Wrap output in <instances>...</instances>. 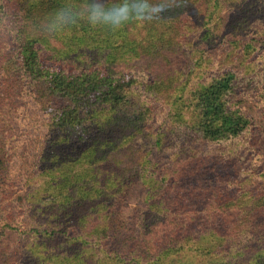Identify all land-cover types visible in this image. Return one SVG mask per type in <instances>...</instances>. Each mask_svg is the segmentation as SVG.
<instances>
[{
    "label": "trees",
    "instance_id": "obj_1",
    "mask_svg": "<svg viewBox=\"0 0 264 264\" xmlns=\"http://www.w3.org/2000/svg\"><path fill=\"white\" fill-rule=\"evenodd\" d=\"M204 1L152 0L160 5L152 23L132 22L117 31L82 23L48 36L41 34L45 22L65 0H0V12L6 7L18 33L13 38L0 32V63L13 77L5 84V93H0V105L9 111L14 105L21 109L17 101L26 98L29 107L46 119L36 141L26 140L33 152L39 151L32 169L16 175L9 161L0 157L1 194L13 184L24 187L21 202L36 221L23 231L26 238L21 245L0 253V264H114L115 258L130 256L134 250L149 257L143 259L145 264L191 262L193 244L188 238L177 241L176 237L186 233L196 236L200 230L192 228L188 204L200 198L194 184L190 194L183 191L178 196L180 204L165 210L163 217L155 216L150 204L141 209L136 216L141 218V233L134 245H130L131 224L117 220L118 195L128 185L129 170L134 171L135 162L141 159V148L151 141L142 132L149 128L150 108L145 99L135 104L132 99L142 92L146 98L171 102L177 90L181 93L175 99L179 101L178 115L182 118L184 111L190 115L185 124L193 146L185 152L186 162H177L175 178L187 189L186 174L197 172L203 177L208 166L221 164L234 169V173L203 181V191L217 204L218 219L208 216L209 220L195 228L206 227L207 233L209 226L213 227L210 235L214 241L216 233L219 240L217 246L211 241L209 253L216 251L215 246L233 252L227 260L212 264H264L262 242L247 239L235 250L230 242L264 225V194L251 197L250 206L235 205V200L228 208L221 204L228 180L240 176L239 152L246 151L248 158L264 147V121H255L238 104L240 94L259 80L254 77L253 60L245 54L251 45L233 59L230 47L211 82L193 91L189 99L183 95L186 84L179 83L186 70L189 74L194 71L192 53L183 38L194 27L201 28ZM220 4L215 0L213 7ZM242 12L248 10L235 13L233 27L239 30L233 29V34L244 28ZM202 38L213 40L212 30L206 28ZM231 44L237 45L238 40ZM150 170L148 167L147 172ZM252 178L264 179V173H254ZM247 195L243 196L246 202ZM8 228L13 227L6 224L1 234ZM125 241L128 246L125 243L123 251L119 250L118 245Z\"/></svg>",
    "mask_w": 264,
    "mask_h": 264
},
{
    "label": "rangeland",
    "instance_id": "obj_2",
    "mask_svg": "<svg viewBox=\"0 0 264 264\" xmlns=\"http://www.w3.org/2000/svg\"><path fill=\"white\" fill-rule=\"evenodd\" d=\"M221 4L218 8H214L215 0H206L202 2V9L200 13L201 28L184 33L183 44L189 45V51L192 53L191 65L194 68L193 73L185 71L181 76L180 84H186V90L183 92L184 99L190 97L191 93L198 88H202L203 85L209 84L220 67V60L225 57V54L230 47H232V59L243 55L245 46L251 45L247 48L245 54L250 60H253L255 66V76L257 77L258 84L249 90H245L240 94V103L243 110L255 121H264V0H220ZM246 5V6H245ZM242 8L247 9L248 12H242L241 22L244 28L240 31H236L233 34V20H235V13ZM215 12L211 15L209 11ZM210 15V16H209ZM211 17V18H209ZM2 21H0V27H2ZM212 30L214 35L213 42L209 40L205 41L202 38V33L205 29ZM239 30V29H236ZM0 35H3L0 33ZM1 37V36H0ZM237 39L238 44L232 45V40ZM235 47V48H233ZM231 56V55H230ZM228 57V60L230 59ZM193 58L204 59V61L198 62ZM191 79V80H189ZM13 77L0 63V93L4 94V86L6 83L11 82ZM17 81V77L14 79ZM14 85L15 82L13 81ZM184 90V89H183ZM19 97L16 90H13ZM181 95L180 91H176L174 101L166 102L162 99H156L152 97H145L144 93L137 92L136 97L132 99V102L137 103L138 99L144 100L146 106L150 108L149 128H143L142 132L147 133L148 140L146 147H142L140 150L141 159L135 162L134 171L129 170V179H127L128 185L124 188L123 192L118 195L120 209L117 220L123 223H130L133 228V232L130 235V245H134L136 236L141 233L140 230V216L138 219L136 216L141 214V209L149 207L155 211V216L163 217L165 210L169 207H173L174 204H180L178 196L184 191H188L189 194L193 188L197 187L198 198L196 201L189 200V210L192 211V221L194 225L192 228L195 230L200 229L196 236H191L190 233L186 235L176 237L177 241H185L188 238L190 243L193 244L192 253L193 259L188 264H212L214 261H225L233 252L228 251L227 247L217 248L218 236L216 233L213 236L210 235L212 226H209L206 233V227L195 228L199 223L204 224L206 220L218 219L215 214L217 210V204L211 202V195L208 196V191H203L204 180L210 178L218 179L223 174L234 173V169L227 167L225 164L210 166L206 170V175L203 177L197 176V172L186 174L183 177L185 183H187V189L184 183L181 182L178 175V169L175 167L179 159L182 161L185 158V152L193 146L192 134L186 128L185 121L189 118L187 111H184L182 118L179 117V101L175 102ZM17 101V99H16ZM23 108L14 107L9 111L4 105H0V157L7 159L10 164L11 170L14 174L22 170L32 169L34 162L37 160L39 151L33 152L32 147L26 140L33 138L36 141V137L44 131L46 119H43L38 115L32 107H29L26 98H22L17 101ZM185 116V117H184ZM22 128L26 130H22ZM186 128L187 131L184 129ZM6 139L2 141L1 139ZM5 146L3 150L2 147ZM187 147L184 151L183 147ZM241 160V173L236 179L228 180V183L221 196V204H224L226 208L230 205L231 200H235V205L250 206L251 197L264 194V179L255 180L252 178L254 173H264V147L254 152L253 156L246 158L244 155L246 151L239 152ZM235 154L232 153L233 156ZM216 157H212V161ZM185 161V160H184ZM186 162V161H185ZM146 167V171L144 170ZM152 170L147 172V168ZM155 169L157 171H155ZM200 174V172H198ZM234 175H237L235 172ZM234 177V176H233ZM237 177V176H236ZM177 182H175V180ZM235 178V177H234ZM194 184L195 186L191 185ZM186 189V190H185ZM24 193V187L21 188L18 185L15 188V184L7 189V191L1 194L0 192V253L5 254L13 250L15 247L21 245L22 241L26 238L24 230L30 228L36 224V221L30 216L24 203L21 202V197ZM200 194V195H199ZM244 194L247 195L243 197ZM191 196V195H190ZM149 209V208H148ZM231 212V211H230ZM139 213V214H138ZM153 213V212H152ZM209 216V217H208ZM262 222V221H260ZM259 223V221L257 222ZM8 224L13 228L6 229L3 234L1 231ZM237 231V230H236ZM208 236L210 238H208ZM256 239L258 242H262L264 245V225L246 237L242 235L239 239L235 238L232 243V248L241 247L246 240ZM211 241L216 244V251L209 253L207 248L211 246ZM126 243V244H125ZM128 246V242L120 243L116 242V246L122 250V246ZM223 245V244H222ZM220 245V246H222ZM199 248V250H196ZM182 253H185L182 251ZM4 254V255H5ZM134 256H137L135 260H131ZM149 258L141 255L137 250L130 256L117 257L113 261L114 264H145L143 259ZM213 261V262H212ZM187 264V263H184Z\"/></svg>",
    "mask_w": 264,
    "mask_h": 264
},
{
    "label": "clouds",
    "instance_id": "obj_3",
    "mask_svg": "<svg viewBox=\"0 0 264 264\" xmlns=\"http://www.w3.org/2000/svg\"><path fill=\"white\" fill-rule=\"evenodd\" d=\"M159 4L152 0H83L74 3L65 0L48 16L44 31L41 34L54 36L64 30L78 27L82 23L91 28H103L117 31L132 23H152L156 21ZM2 27L0 32L18 37L12 21V16L6 7L0 12Z\"/></svg>",
    "mask_w": 264,
    "mask_h": 264
}]
</instances>
